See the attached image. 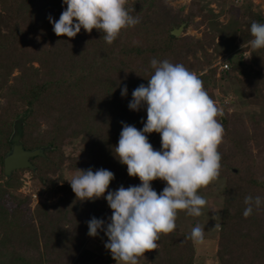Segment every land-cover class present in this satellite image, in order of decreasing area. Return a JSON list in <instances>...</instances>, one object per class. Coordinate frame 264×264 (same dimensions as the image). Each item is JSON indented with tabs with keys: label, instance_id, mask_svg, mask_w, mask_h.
<instances>
[{
	"label": "trees",
	"instance_id": "16d2710c",
	"mask_svg": "<svg viewBox=\"0 0 264 264\" xmlns=\"http://www.w3.org/2000/svg\"><path fill=\"white\" fill-rule=\"evenodd\" d=\"M172 1L128 0L126 7L131 15L139 17V23L122 30L109 45L96 29L85 32L81 28L73 38L56 36L48 17L59 19L66 8L63 0H0V180L15 191L21 185L19 176L27 172L32 191L45 198L34 208L37 223L27 215H13L0 204V264H73L86 242L87 222L92 217L102 220L108 209L103 197L81 201L71 187L55 190L58 178L54 175L69 159L64 147L76 150L77 142L79 146L87 140L92 142L86 159L76 157L79 164H72L69 172L108 169L114 179L105 195L121 185H139V179L129 177L126 166L115 158L114 147L122 122L139 130L146 120L144 108L132 111L128 104L133 89L140 84L147 86L153 74L151 59L183 64L199 76L207 93L208 86H215V71L210 67L221 51L219 47L233 33V25L218 23L219 15L208 9V3L184 15L181 9L170 6ZM196 16L200 20L194 23ZM254 21L264 23V17L254 14L249 29ZM181 24L182 34L189 24L195 29L204 25L201 38L171 35ZM249 29L242 44L252 38ZM229 44L224 47L227 52L231 51ZM252 51L258 57L254 64L264 69V48ZM236 53L230 52L225 58L230 68L220 70L221 77L230 76V70L237 72L246 104L260 107L264 117V74L255 72L256 80L252 66ZM15 71L18 73L14 76ZM125 86L127 93L122 97L121 88ZM239 93L235 92L241 98ZM208 95L214 99L212 93ZM224 118L217 117L223 126L218 176L224 177L226 184L217 251L212 259L216 264H264V202L247 218L242 215L246 196L264 200V160L256 159L249 148L251 140L260 142L263 146L258 152L264 154V126L251 123L247 129L234 120V114ZM15 133L24 150L44 151L29 159L33 168L15 170L6 178L3 158ZM153 135L148 134L150 144ZM151 187L159 194L163 181L154 180ZM57 193L61 196L51 202L48 198ZM15 197L18 195L13 199L17 201L14 208L27 213L29 198L23 201ZM158 245L152 254L144 253L142 264L198 261L189 234H163Z\"/></svg>",
	"mask_w": 264,
	"mask_h": 264
},
{
	"label": "clouds",
	"instance_id": "9594fccd",
	"mask_svg": "<svg viewBox=\"0 0 264 264\" xmlns=\"http://www.w3.org/2000/svg\"><path fill=\"white\" fill-rule=\"evenodd\" d=\"M128 0H63L66 8L59 19L49 16L56 36L75 37L96 29L103 40L111 45L121 31L139 23V17L130 14ZM252 49L264 48V23L252 22ZM153 74L147 86L133 89L128 108L146 110L143 127L122 122L115 158L126 166L129 177H137L139 185L119 186L107 191L114 174L108 169L93 171L77 169L69 182L76 198L93 201L103 197L111 209L108 222L92 217L87 222L88 235L95 237L102 230L107 237L104 247L121 264H138L145 252L156 250L161 234L171 233L177 212L200 216L206 200L198 191L219 175L221 156L218 145L223 126L217 119L219 109L203 87L199 76L183 64L167 59L150 60ZM127 87L121 88L125 96ZM158 133L161 147L155 150L148 134ZM166 182L158 194L151 182ZM260 196H246L242 215L247 218L253 209H259ZM194 244L204 242V229L197 224L191 229Z\"/></svg>",
	"mask_w": 264,
	"mask_h": 264
},
{
	"label": "rangeland",
	"instance_id": "374dc122",
	"mask_svg": "<svg viewBox=\"0 0 264 264\" xmlns=\"http://www.w3.org/2000/svg\"><path fill=\"white\" fill-rule=\"evenodd\" d=\"M199 3L192 4V0H174L170 2V6L173 9H181L183 14L186 15L190 12V9H195L198 5L208 3V9H211L215 14H218V23L221 25H233V33L230 34L226 38L227 41H224V44L219 47L221 50L216 59L213 61L210 68L214 69V79L215 86H208V93H212L214 95V103L216 107L219 109L221 119H225V115L233 116L234 120L238 121L241 126L248 129L251 123H258L260 126H264V117L261 115L260 107L256 105H249L246 104L244 100L245 94H242L241 87L237 82V78L241 79V76L237 74V72H228L230 76H225L224 78L221 77L222 73L220 72L222 66L227 64L225 58L232 53H236L237 55H241L242 59L246 63V65L252 66V74L255 76L257 80L256 73L264 74V69H260L256 66L258 61V57L256 53L252 51V48L248 45L247 42L241 43L247 39L248 33V23L250 19L254 16V14L259 13L264 17V0H197ZM207 9V8H206ZM204 10V12L206 11ZM199 16L193 18V22H199ZM205 26L201 25L199 29H195L193 24H189L186 28L185 32L182 35H187L193 37L195 39L201 38L202 31L204 30ZM177 29V28H176ZM183 32V31H182ZM232 32V31H231ZM225 33V32H224ZM227 35V33H225ZM220 43L218 39L216 42ZM229 44V49L231 51L225 50V44ZM224 48V49H223ZM210 52V50H208ZM239 51V52H238ZM239 53V54H238ZM199 55V54H198ZM37 66V64H34ZM230 68V65H228ZM228 68V69H229ZM208 69V68H207ZM226 69V70H228ZM206 71V70H205ZM204 71V72H205ZM18 72H14V76ZM257 83V82H256ZM259 85V83H257ZM262 84L259 85L260 89H263ZM236 93L241 95V98L236 96ZM262 94H264V89L261 90ZM244 97V98H243ZM222 119V120H223ZM250 132V129H249ZM151 145L155 150H159L161 147L160 143V136L158 133H154ZM92 142L87 140L83 146H79L78 142L74 145V150L72 147H64L65 154L69 156V159L66 160L63 164V168L58 171L54 175V178H58L55 186L56 191H60L61 189L66 187H70L68 181L72 179L74 175L77 174L76 170L70 169L73 165H78L79 163L76 161L78 158L86 159V153H88V149L91 146ZM263 145L260 142H256L251 140L249 142V148L253 155H255L256 159L264 160V154L258 152V149H261ZM79 156V157H78ZM76 157H78L76 159ZM76 159V160H75ZM21 185L15 191H12V188H9L5 185L4 180H0V184L2 185L0 188V204L3 206H7V209L11 211L13 215H27L29 220L33 223H37L35 218L33 217L34 208L37 203L44 201V197L40 198L36 193L32 191L30 188L29 174L27 172L22 173L20 176ZM4 182V183H3ZM163 181V188L165 186ZM226 179L224 177H217L214 181L209 183L207 186L202 187L198 194L201 195L205 200L206 204L201 209L200 216H192L188 215L186 211L180 210L177 212L176 217V227L171 232L173 234H189L191 229L199 224L204 229V242L202 244H194L195 247V255L199 263L200 261L203 264H216L215 260L212 259V255L217 251V232L218 226L221 219V211H222V204H223V194L225 190ZM54 191H52L53 193ZM16 199L26 200L28 203L26 204L27 213H22V211L16 210L14 207L17 204V201H13L14 196ZM61 196L60 193L55 194V196L51 195L48 198L51 202H56V200ZM9 201V202H8ZM8 203V204H7ZM111 216V209L108 207L106 210L102 220L105 223L108 222V218ZM36 229L38 230V225L36 224ZM163 234L160 235V238ZM107 241V237L104 235L102 230L98 231L97 236L90 237L89 235L86 238V242L84 243V247L80 254L75 258L73 264H121L119 261H115L109 250L104 247L105 242ZM159 241V240H158ZM157 241V243H158ZM193 242V241H192ZM155 250L150 252H146L148 254H152ZM144 257L138 258V264H142Z\"/></svg>",
	"mask_w": 264,
	"mask_h": 264
},
{
	"label": "water",
	"instance_id": "95a60500",
	"mask_svg": "<svg viewBox=\"0 0 264 264\" xmlns=\"http://www.w3.org/2000/svg\"><path fill=\"white\" fill-rule=\"evenodd\" d=\"M183 27L184 24H181L177 29L171 31V35L178 37L181 34ZM11 141L12 143L10 149L5 153L3 158V173L6 178H8L15 170L33 168L29 159L35 156H41L44 151L42 148L24 150L22 145L19 143L18 133L13 135Z\"/></svg>",
	"mask_w": 264,
	"mask_h": 264
},
{
	"label": "built area",
	"instance_id": "2783aa9c",
	"mask_svg": "<svg viewBox=\"0 0 264 264\" xmlns=\"http://www.w3.org/2000/svg\"><path fill=\"white\" fill-rule=\"evenodd\" d=\"M228 68H229V66H228L227 64H224V65L222 66L221 70H222V69H228Z\"/></svg>",
	"mask_w": 264,
	"mask_h": 264
}]
</instances>
